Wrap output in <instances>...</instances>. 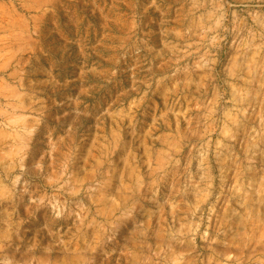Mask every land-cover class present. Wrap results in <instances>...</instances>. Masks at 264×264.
Returning a JSON list of instances; mask_svg holds the SVG:
<instances>
[{
  "label": "rangeland",
  "instance_id": "374dc122",
  "mask_svg": "<svg viewBox=\"0 0 264 264\" xmlns=\"http://www.w3.org/2000/svg\"><path fill=\"white\" fill-rule=\"evenodd\" d=\"M0 264H264V0H0Z\"/></svg>",
  "mask_w": 264,
  "mask_h": 264
},
{
  "label": "bare ground",
  "instance_id": "6f19581e",
  "mask_svg": "<svg viewBox=\"0 0 264 264\" xmlns=\"http://www.w3.org/2000/svg\"><path fill=\"white\" fill-rule=\"evenodd\" d=\"M24 29H25V28H24ZM40 30H41V29H40ZM44 30H45V29H44ZM78 31H79V30H78ZM39 35H40V34H39ZM51 36H52V35H51ZM45 37H46V36H45ZM40 38H41V37H40ZM28 39H29V38H28ZM22 40H23V39H22ZM25 40H26V39H25ZM25 40H24V41H25ZM38 40H39V39H38ZM17 41H18V40H17ZM21 42H23V41H21ZM26 42H27V41H26ZM30 42H31V41H30ZM32 42H33V41H32ZM44 42H45V41H44ZM47 42H48V41H47ZM59 42H60V41H59ZM28 43H29V42H28ZM28 43H27V44H28ZM22 44H23V43H22ZM61 44H62V43H61ZM39 45H40V42H39ZM53 45H54V44H53ZM30 46H31V45H30ZM58 46H59V45H58ZM64 46H65V45H64ZM65 47H66V46H65ZM65 47H64V48H65ZM24 48H25V47H24ZM52 48H53V47H52ZM25 49H27V48H25ZM54 49H55V48H54ZM51 51H52V50H51ZM64 51H65V50H64ZM35 52H36V51H35ZM62 52H63V51H62ZM36 53H37V52H36ZM57 53H58V52H57ZM53 54H54V50H53ZM29 56H30V53H29ZM50 66H51V65H50Z\"/></svg>",
  "mask_w": 264,
  "mask_h": 264
}]
</instances>
